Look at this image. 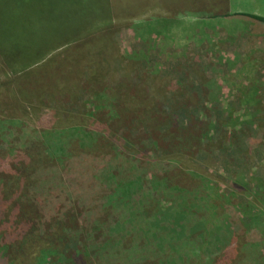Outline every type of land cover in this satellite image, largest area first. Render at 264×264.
Returning <instances> with one entry per match:
<instances>
[{
	"label": "rangeland",
	"instance_id": "rangeland-1",
	"mask_svg": "<svg viewBox=\"0 0 264 264\" xmlns=\"http://www.w3.org/2000/svg\"><path fill=\"white\" fill-rule=\"evenodd\" d=\"M235 13L264 0H0V264H264V25Z\"/></svg>",
	"mask_w": 264,
	"mask_h": 264
},
{
	"label": "trees",
	"instance_id": "trees-1",
	"mask_svg": "<svg viewBox=\"0 0 264 264\" xmlns=\"http://www.w3.org/2000/svg\"><path fill=\"white\" fill-rule=\"evenodd\" d=\"M242 16H245V17H247V18H250V19H253V20H255V21H257V22H259V23H261L262 25H264V17H262V16H259V15H253V14H241ZM77 152H78V150H77ZM45 162L42 160V161H38V163L37 164H44ZM76 165H77V167H78V161H77V163H76ZM80 168H81V166H80ZM117 195H118V197H124V198H126L129 194H130V192H129V190H127V191H124L123 189H122V193H116ZM130 196V195H129ZM128 201H131V199H129ZM133 208V207H132ZM138 212L140 211V210H137ZM127 214H125L124 216H125V218H123L122 219V224H123V227H122V229H124L125 228V225H127L128 224V222H129V220H130V216H132V214L130 213H128V212H126ZM136 215V214H135ZM180 215H182V213H180ZM160 216H165V214L164 213H160ZM122 224L121 223H118L116 226H115V228H113V231L112 232H118L119 230H120V228H121V226H122ZM185 232H188V233H192L191 232V229L189 228V227H187L185 230H184ZM156 262V261H155ZM141 264H143V263H141ZM146 264V263H145ZM147 264H150L149 263V261L147 262ZM154 264V263H153Z\"/></svg>",
	"mask_w": 264,
	"mask_h": 264
},
{
	"label": "crops",
	"instance_id": "crops-1",
	"mask_svg": "<svg viewBox=\"0 0 264 264\" xmlns=\"http://www.w3.org/2000/svg\"><path fill=\"white\" fill-rule=\"evenodd\" d=\"M133 1V0H132ZM229 1H231V0H180V3H182V2H203V3H206V4H209V3H216V2H227V3H229ZM241 14H250V13H235V14H233V15H230V16H241V17H245V16H242ZM253 15H255V14H253ZM262 16V15H261ZM262 17H264V16H262ZM245 18H247V17H245ZM248 19H250V18H248ZM253 20V19H252ZM255 21V20H254ZM257 22V21H256Z\"/></svg>",
	"mask_w": 264,
	"mask_h": 264
}]
</instances>
